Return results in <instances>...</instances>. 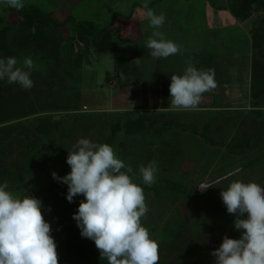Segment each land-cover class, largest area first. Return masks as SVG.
<instances>
[{"label":"rangeland","instance_id":"1","mask_svg":"<svg viewBox=\"0 0 264 264\" xmlns=\"http://www.w3.org/2000/svg\"><path fill=\"white\" fill-rule=\"evenodd\" d=\"M128 1L130 2V0H115L114 4L107 2V5L101 7L102 19L97 21L86 20L88 13L81 12L80 4L76 3L79 12L76 10L70 12L66 6L69 3L75 4L74 0L72 2L62 0L63 5L59 0H53V5L50 3L51 0H24L50 13L60 23L64 22L65 16L70 15L75 18L74 22L84 19V21L93 22L99 28H104L110 25L111 14L114 12L119 11L121 13L118 14L119 16L126 17L116 20L111 34V40L115 41L117 46L116 51L108 49L102 52L96 49L88 36V43L84 45L77 36L72 21L59 27L53 33L61 45L62 59L58 63L36 46V40L30 35L33 28L20 27L22 17L16 11H6V7L0 3V28L9 26L10 38L15 40V43L10 42L7 45L8 54L1 52L0 59L15 57L18 60V66H22L25 57H31L34 62L30 76L34 86L30 90H25L19 84H12L14 91L27 92L30 100L37 107L50 103L58 105L57 110L59 111L57 112L59 113H51L50 116L53 121L62 122L49 139L41 137L35 131L40 122L39 115L21 120L15 119V121H8L0 126V184L7 182L9 191L19 193L22 197L31 195L41 200L44 218L51 225V235L57 245L59 264H96L97 262L108 264V262L106 259H101L94 241L81 235V230L73 219L78 206L74 203V199L72 202L66 199L67 184L54 179L52 173H56L58 177H64L71 171L66 162L68 151L73 150L78 139L88 138L95 143H104L109 135V127L117 118L110 116L108 112L156 110L166 104L161 94V87L158 86L161 82L153 73L154 64L157 70H159V64L162 68L171 63L174 66L175 55L166 58L167 61L165 59V61L156 62L149 52L144 53L148 50L146 41L149 37L146 35H151L154 29L149 26V20L145 18L143 11L140 12L139 25L131 20L132 18L128 19L127 13L131 12ZM146 1L149 0L135 1L138 6L134 12L137 8L140 10ZM211 1L215 4H226L227 0ZM204 2L206 1L160 0L154 2L152 8L157 15L163 13L165 18L176 19L178 26L181 27V33L188 36L185 40L187 47L195 51V45L190 41L195 39L196 33L191 27L195 28L197 25L196 28H198L201 25L210 24L205 17L206 4ZM239 12L240 16L236 21L244 38L235 34L232 28H226L219 33L208 32L204 39L202 38V44L204 40L203 52L231 50V46L234 49L237 45H241L242 52L244 47L247 48V43L244 42L250 40V55L253 54L255 61L262 63L259 72L264 73V33L259 31L261 28L264 29L263 4L260 1L247 3ZM209 19L213 23L216 21L214 16L213 18L210 16ZM2 21L3 24H1ZM163 25L157 29L162 33L166 30L163 29ZM147 29L149 34H146ZM114 30H117L119 35L115 34ZM256 32H259L261 36L254 38L252 48V37ZM168 33L175 34L173 31H167L165 34L169 35ZM164 38L169 40V38ZM176 39L177 41H172L179 44L180 39L178 37ZM117 50L124 54L133 67L143 66L142 63L146 59L141 80L132 79V77L126 79L124 76L116 77L114 69ZM234 52H237V48L231 52L233 55L237 54ZM185 56L184 52L183 57L179 55V60L177 62L175 60L176 64L186 65ZM220 57L222 55L219 54L218 62L224 64L223 57ZM190 62L195 61L191 59ZM57 65H60L58 71L63 76L64 82L60 85L54 84L52 86L54 88H51L48 83L50 82L48 72ZM198 69L200 70L199 67ZM106 73L111 75L110 82L107 83L104 82ZM241 76L242 73L239 71L238 77ZM53 79L57 78L54 76ZM247 79L249 78L246 77V81ZM118 81L124 83V87H119ZM233 84L231 87H225L228 91L224 90L223 97L227 103L224 102L222 106L228 103L236 104L235 107L246 108V112H251L254 106L264 107V93L249 100L244 94L247 91L246 85L234 82ZM3 87L8 89L9 85L0 83V94ZM216 88L217 90L212 89L203 94L198 109H212L215 103L213 95L215 92L219 94L221 92L220 87ZM169 98H171L170 95ZM234 100L238 101L234 102ZM167 103L169 104L165 107L176 110L171 107V100ZM74 109H78V112ZM230 117L236 125V131L232 137L235 139L245 134V139L249 137L250 142L246 144L245 141L246 146L238 150L239 152L237 151L236 156L238 157L235 156V160L239 165L230 169L231 171L225 175H222L223 171L221 172L217 167L219 163L217 152L211 146L212 140L218 142L217 139L221 136L223 138V134L216 126L218 124L220 127V123H217L214 117L203 116L195 110L189 115L169 112L162 117L153 115V113L148 117L151 121L156 120V125L168 119H187L188 125L196 127L194 137L190 135L189 129L183 131L182 134L173 132V130L160 132L146 130L137 134H129V136L124 133L118 134L123 136L119 137L122 149L119 153L116 152L117 156L133 168L135 173L132 176L133 181L144 189L148 212L142 218L143 226L149 230L151 237L158 243L169 240L182 225L190 230L189 234L192 232L203 234V237L206 236L204 238L209 247L208 264H215V257L211 253L219 248L225 236L238 239L242 234V230L235 229L232 232L230 225L222 221L223 213L220 210L217 211L223 202L221 191L226 190L228 185L236 180L252 181L264 187V114L254 116L248 113L243 117L235 112ZM203 138L207 140L204 141ZM169 143L174 145L172 149V152L176 154L174 159H171L172 152L169 153L171 148ZM153 160L157 162L158 172L156 183L149 187L143 184L139 176V166L147 165ZM169 180L180 184L187 193L179 194L170 190L166 186ZM201 183L212 187L201 190L198 187ZM191 187L195 192H192ZM79 199L84 200V197L80 195ZM221 209L223 210V207Z\"/></svg>","mask_w":264,"mask_h":264},{"label":"clouds","instance_id":"2","mask_svg":"<svg viewBox=\"0 0 264 264\" xmlns=\"http://www.w3.org/2000/svg\"><path fill=\"white\" fill-rule=\"evenodd\" d=\"M0 3L17 11L25 7L24 0ZM142 7L154 29L146 41L152 59H166L181 52L179 44L165 39L157 30L164 24L165 15L155 14L147 3ZM33 68L31 57H25L22 66L15 57L0 59V80L30 90L34 86L30 78ZM214 76L213 69L199 70L191 63L182 75H171V107L198 110L203 94L217 86ZM68 153L66 162L71 171L64 177L52 175L67 184L69 202L77 195L84 197L73 216L81 235L94 241L101 259L108 264H158L159 244L142 224L148 207L143 187L133 181V168L118 158L111 145L88 138L78 139ZM157 172L155 160L139 166V176L149 187L156 183ZM198 187L205 190L212 186L201 183ZM8 189L7 182L0 184V264H59L41 200ZM220 195L227 212L236 215L234 227L242 234L238 239L223 238L211 253L215 264H264V187L236 180Z\"/></svg>","mask_w":264,"mask_h":264},{"label":"trees","instance_id":"3","mask_svg":"<svg viewBox=\"0 0 264 264\" xmlns=\"http://www.w3.org/2000/svg\"><path fill=\"white\" fill-rule=\"evenodd\" d=\"M160 1V0H153V2L149 3V8L152 7L154 2ZM207 3L210 4L211 7L214 9H217L219 11H227L229 12L234 18L237 19L238 16H240V9H242L247 3H253V2H261L263 4L264 8V0H227L226 4L220 3L215 4L211 0H204ZM212 2V3H211ZM25 3V7L19 11L13 8H7L6 11H16L21 17V26L24 28V26H27L26 28H33V32H30V35L33 39L36 40V46L40 47L44 52H46L47 56L51 59L53 58L57 63L62 59L61 57V45L59 44L56 37L53 36V33L61 26H64L67 22L72 21L74 24L73 27L76 30L77 36L80 38V40L86 45L88 43L87 36L90 37L91 42L94 43L93 46L102 51L106 52L108 49H112L116 51L117 46L115 41L111 40V34L113 31L112 24L113 20L110 22V25L104 28H99L96 24H94L91 21H80V22H74L72 18H66L64 22L60 23L56 19H54L50 13L41 10L37 6L31 4V3ZM136 4H133L131 7V11L136 8ZM131 13V12H130ZM130 14L127 16L129 17ZM20 23V22H19ZM3 24V21L1 22ZM10 27L9 26H2L0 28V54L1 52L7 53L9 50V47L7 45L11 43H15V40L13 38H10ZM259 31L264 33V29L261 28ZM114 33L119 35V32L114 30ZM260 33L256 32L254 33L252 37V48L254 47V38L260 37ZM121 40L120 38H118ZM176 39V38H172ZM14 52V51H13ZM150 53V50L148 49L145 51V54ZM11 55L13 54L12 51L10 52ZM9 53V54H10ZM8 54V53H7ZM116 54V66L114 69V73L117 78L120 76H124L126 79H129L132 77V79H138L141 80L143 76V70L145 69V63L146 59H144V62L142 63L144 66L137 67L132 66L129 64V62L126 60V57L124 54L117 50L115 52ZM143 55L144 58L146 55ZM179 55L183 57V53H177L174 57V66H172V63L169 65H164L163 68L161 64H159V70H157L156 64H154V76L159 78L160 84L158 86L161 87V94L163 95L164 101H166V104L161 109L156 110H135V111H118V112H108L110 113V116L117 117L114 121V124H112L109 127V135H107L104 143H107L111 145L114 150L119 153L122 149V144L119 141V137H122L123 135H118L119 133H124V135L129 136V134H137L140 132H144L146 130H157L160 131H166L170 130L179 134H182L183 131H187L189 129L191 136H196V127L188 125L187 119H177L172 120L168 119L163 123H160L156 125V120L151 121L148 117H150V114L153 113L159 116H164V114L172 113V114H181V115H189V113L193 110H170L167 106L169 103H167L168 100H170L169 95V86L171 83V75H182L183 73L181 70L180 64H176V62L179 60ZM191 55V54H190ZM189 55V56H190ZM186 55V61H190L193 59L195 63L197 64L196 67L200 68V70H208L213 69L215 76V82L217 86L220 87V89H223V86L225 84L230 83L231 78L228 75V67L226 64H223L222 62H217L213 57L208 56H200L198 53H193L192 57H189ZM176 60V62H175ZM156 62L165 61V58H161L158 60H154ZM167 61V59H166ZM241 61V60H240ZM233 62L231 60L228 61V66L231 65ZM260 65H262L261 62L255 61V57L252 54L251 56V84H250V96L253 98H256L261 93H264V73L261 71L259 72ZM60 66V65H59ZM59 66L53 67L48 72L49 85L51 88L54 84L60 85L64 82L63 76L59 73L58 69ZM239 68L238 70L241 71L242 63L238 64ZM181 73V74H180ZM260 73V74H259ZM57 75V76H56ZM56 77L57 79H53V77ZM110 76L108 73H106L104 82H110ZM164 77V78H163ZM163 80V81H162ZM169 80V82H168ZM0 83H7L9 85L8 89L6 87L2 88V92L0 94V126L4 125L6 122L15 121V119L21 120L25 119L34 115H39V124L36 127V133L40 134L42 137H46L47 139L50 138L51 134H53L57 128H59L62 122H56L52 120V117L50 116L51 113H59L57 111L59 106L50 103L45 104L38 107L32 103L30 100L28 93L25 91H14L13 85L9 84L6 79L0 80ZM124 83H120L118 81L119 87H124ZM224 84V85H223ZM63 86V85H62ZM258 87V88H257ZM6 89V90H5ZM5 90V91H4ZM12 90V91H11ZM219 94L215 95V103L212 107V109L207 108H199L198 110H195L196 113L202 114L203 116H211L216 118L217 123H220V127L217 124V129L223 134L222 136L217 139L218 142L215 140L211 141V146L213 149H216L217 152V159L219 160V163L217 167L219 170H221L222 175H225L227 172L231 171L230 169H233L236 165L238 166V161L235 160L236 154H238V150L244 148L248 142H250L247 139H245V134H241L237 136L235 139L232 137L234 136V133L236 131V125L235 121L232 122L231 115H234L235 112L238 114H241V116L245 117L248 113H251L252 115H260L264 114V107L261 106H254L251 108V112H246L247 110L236 109V110H230L228 108H224L222 106L221 101L218 99ZM35 105V106H34ZM67 108V107H66ZM71 108V107H70ZM69 111V109H66ZM72 110V109H70ZM77 111L76 109H74ZM174 111V112H173ZM78 112V111H77ZM67 113V112H65ZM96 115V114H93ZM17 117V118H16ZM11 118H14V120ZM214 120V122H215ZM239 122V120H237ZM241 122V121H240ZM233 124V125H232ZM207 125V124H206ZM234 126V128H233ZM188 131V132H189ZM201 137L203 135L201 134ZM204 141L207 139L203 138ZM246 141V144H245ZM171 144V146H170ZM249 144V143H248ZM53 145V144H52ZM169 146L171 147L169 150V153L172 152V149L174 148V145L172 143H169ZM52 147V146H50ZM59 147V146H58ZM29 149V148H28ZM238 151V152H237ZM171 159H174L175 153H171ZM236 156V157H235ZM177 159V156H176ZM170 182H166V186L173 191H176L179 194H186L187 191L184 187H182L180 184H177L176 182H173V180H169ZM187 188V186H186ZM192 192H195L193 187H191ZM67 193V192H66ZM64 194V193H63ZM80 195H77L74 197V203L79 206V203L82 201L79 199ZM223 207V210L221 209ZM223 215H222V221L226 223L227 225H230L232 232L235 230L234 227V221L236 219V215L229 214L227 212V209L223 202L220 204L219 209ZM188 231H190L185 225L180 226L174 234H172L171 238L166 241L159 242V262L158 264H208L209 256H208V245L205 241L206 236L203 237V234L201 233H194L189 234ZM203 241V242H202ZM96 264H103L101 262H97Z\"/></svg>","mask_w":264,"mask_h":264},{"label":"crops","instance_id":"4","mask_svg":"<svg viewBox=\"0 0 264 264\" xmlns=\"http://www.w3.org/2000/svg\"><path fill=\"white\" fill-rule=\"evenodd\" d=\"M51 1L52 2H50V3L53 5V0H51ZM66 1L72 2L73 0L72 1L71 0H66ZM114 1L115 0H113V1H110V0H74L75 4H70L69 3L66 7L70 9V12H72V10H76L77 12H79V10H77L78 5H76V3L80 4L81 6L79 8H81L80 9L81 12L84 13V14L88 13L86 20H97L98 21V20L102 19V15H100L102 13L101 7L107 5L108 4L107 2H110V3L114 4ZM135 1H138V0H130V2L128 1L129 6L132 7L133 4H136ZM59 2L61 3V5H63L62 0L61 1L59 0ZM151 2H153V0L146 1L147 4H149ZM204 3L206 4L205 5L206 6L205 17L208 19L210 24H206L205 26L201 25V27H198V28H196L197 25L195 24L196 25L195 28L191 27V29L193 31H195L196 34H195V39L190 41V42L194 43V45H195L194 49H195L196 52L193 51L192 48L187 47L188 45H186V41L185 40H186V38L188 36L185 33H183V34L181 33V30H180L181 27L178 26V21L176 19H172L171 20L170 18H167V17L165 18L163 29H166L167 31H171V32L173 31V32H175V34L173 35V34L168 33L169 35H166L165 33L167 31L163 30L164 37L169 38V40H175V41H177V39H171V37H173V38L178 37L180 39V41H178L179 45L182 48V51L180 53L184 52L188 56L190 54L192 55L193 53H198L200 56L206 55L208 57H212V56L216 57L215 60L218 62L219 54L222 55L223 60L225 62L224 64H226V66L228 67V70H227L228 71V75L231 78L230 83L225 84L226 86L223 84L224 86H223V89H220L221 90L220 94L215 92V95L219 94V98L218 99L221 101L222 104H225L224 102L227 103V100L223 97L224 90L226 89L225 87L233 86L234 85L233 82L237 83L239 85L243 84V83H244V85H246V87H247L246 90L247 91H245L246 93H244V94L246 95L247 99L250 100V99H252V97L250 96V84H251V55H250L251 45H250V40H249V42H246V41L244 42V43H247V48L244 47L242 52H241V47H240L241 45H237L236 47L234 46L235 48H237V52H234V53H237V54H234V55H233V53H231L235 49V48L233 49V46H231L232 47L231 50H225V51L214 50V51L203 52L204 40H203V44H202V38L204 39L205 34H207L208 32H218L219 33L221 30H224L226 28L227 29L232 28L234 30L235 34H237L241 38H244L242 36V34H241L239 26H237L236 18H234L227 11H219V10L214 9L213 7H211L207 2H204ZM191 5H193V3H191ZM55 8H53V9L55 10ZM135 9L136 8H134L131 11V13H127V15L130 14L128 19L132 18L131 20L136 21L137 25H139L138 21L141 20L140 12H142V11L144 12V9H143V7L140 10H138V8H137V10L134 12ZM151 9H153V8L151 7ZM211 11H212V13H211ZM119 13H120L119 11H116L113 14H111L112 17H111L110 21L111 20L114 21L113 24H112V28L113 29H114V24H115V22H116V20L118 18H124V19L126 18L123 15L119 16L118 15ZM210 16L212 18H213V16L216 18L215 23L211 22L212 20L210 21V19H209ZM68 17L72 18V20L75 19L73 16L67 15V16H65L63 18V21L66 20V18H68ZM83 21H84V19H83ZM171 29H176V30H171ZM146 34H149L148 29L146 31ZM146 36L149 37L151 35H146ZM245 40H247V39H245ZM222 57H220V58H222ZM229 60H231L233 63L228 66V61ZM185 61H186V58H185ZM240 62L242 63V67H241V71H240L242 73V76L239 78L238 77V75H239V70H238L239 66H238V64H240ZM189 63H191L194 67H196V65H197L195 62L186 61V65L181 66V70H182L181 73H184V70H185V68L187 67V65ZM246 77L249 78V79H247V81H246ZM238 81H240V82H238ZM216 87L219 88V86H216ZM216 87L213 90H215V89L217 90ZM225 91H228V90L226 89ZM215 95H213V97H215ZM235 101H238V100H234V102ZM234 105H236V104H234ZM234 105L228 103V104L224 105L223 107L224 108H228L230 110H236V109H240V108L241 109L243 108L244 110H246V108H244L242 106L235 107Z\"/></svg>","mask_w":264,"mask_h":264}]
</instances>
